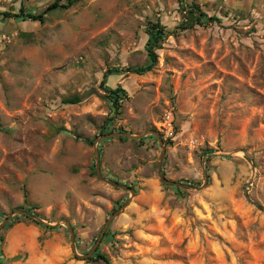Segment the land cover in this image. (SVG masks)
Here are the masks:
<instances>
[{"label":"rangeland","instance_id":"1","mask_svg":"<svg viewBox=\"0 0 264 264\" xmlns=\"http://www.w3.org/2000/svg\"><path fill=\"white\" fill-rule=\"evenodd\" d=\"M73 1L0 0V264H264V0Z\"/></svg>","mask_w":264,"mask_h":264},{"label":"trees","instance_id":"2","mask_svg":"<svg viewBox=\"0 0 264 264\" xmlns=\"http://www.w3.org/2000/svg\"><path fill=\"white\" fill-rule=\"evenodd\" d=\"M66 1L68 2V4L65 5L64 7H68L74 2L73 0H66ZM55 6H57V3H55L50 8L53 9ZM180 6H181V11L183 12L182 17L184 18L186 23L182 22L181 24H179L176 27V30L182 31L188 28L189 26L201 25V24L208 23V22L210 23V22L218 21L216 17H208L203 11L200 10L198 5L194 3L187 6V5H184L183 2H180ZM6 16H9V15L6 14ZM14 17L16 18L21 17L23 20L38 21L40 23L44 21L43 14H32L30 12L14 15ZM146 34H147V40L145 43V51L147 53L146 63L142 66H132V67H126V68H120V69L118 68L108 69L104 73L103 79L100 82V87L108 95V98L110 101H112V104L115 106V109H118V102L122 100L124 96V91L119 87L115 89H110L108 87L104 88L105 78L108 75H121L123 72L133 73L136 75H142L150 71L157 61L156 49L160 48V45H158V43H162V41L167 37L169 33L166 31L165 27L159 21H157L155 23H152V22L148 23L146 27ZM81 100L82 98L80 96L74 95L72 97L63 99V102L67 104H77L81 102ZM85 141L89 142L87 139H85ZM35 223L37 225L43 226L38 221ZM10 225L11 223L7 224L8 227ZM107 235L108 233H105V237ZM93 259L99 260L103 262V264H109L108 258L104 254L100 253L98 250H96L95 253L93 254Z\"/></svg>","mask_w":264,"mask_h":264},{"label":"crops","instance_id":"3","mask_svg":"<svg viewBox=\"0 0 264 264\" xmlns=\"http://www.w3.org/2000/svg\"><path fill=\"white\" fill-rule=\"evenodd\" d=\"M30 231H31L32 233H37V230H36L35 228H33V227H30Z\"/></svg>","mask_w":264,"mask_h":264}]
</instances>
